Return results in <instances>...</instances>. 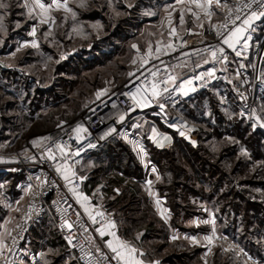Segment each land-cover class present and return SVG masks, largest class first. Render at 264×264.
<instances>
[{
	"label": "rangeland",
	"instance_id": "374dc122",
	"mask_svg": "<svg viewBox=\"0 0 264 264\" xmlns=\"http://www.w3.org/2000/svg\"><path fill=\"white\" fill-rule=\"evenodd\" d=\"M214 2L215 17L207 22L206 0H0V166L36 159L54 137L84 130L93 109L161 65L178 77L182 68L171 62L186 58L184 66L194 67L209 60L188 56L186 44L216 42L211 28L220 3ZM255 24L240 56L218 45L228 65L220 66L224 75L209 90L183 94L175 106L170 98L158 100L153 116L131 115L121 126L123 137L92 148L73 168L83 189L92 182L106 194L117 185L114 165L134 176L140 208L118 213L121 228L153 264H264V161L251 153L248 135L231 128L243 121L264 139V18ZM252 42L258 43L255 69ZM229 84L245 92L246 110ZM128 186L120 184L124 194ZM115 199L118 212L130 201ZM156 200L163 207L158 223L155 214L140 222ZM7 215L0 206V219ZM45 221L55 228L52 215ZM148 223L154 224L150 233L143 231ZM10 225L4 224L2 239ZM58 245L59 253L47 249L32 260L24 252L21 264H77Z\"/></svg>",
	"mask_w": 264,
	"mask_h": 264
},
{
	"label": "built area",
	"instance_id": "2783aa9c",
	"mask_svg": "<svg viewBox=\"0 0 264 264\" xmlns=\"http://www.w3.org/2000/svg\"><path fill=\"white\" fill-rule=\"evenodd\" d=\"M254 12L258 15L256 20L264 18L259 16L264 12V0H220V19L211 28L216 42L208 44L203 41L194 45L189 40L186 44L191 51L188 56L208 57L206 64L184 66L188 62L186 58L171 62V65L182 68L178 77L170 72L167 64L161 65L119 95L93 109L89 116L90 122L84 130H73L54 137L36 159L28 158L18 166H0V175H22L27 188L26 203L18 212L7 237L5 264L22 263L24 244L31 229L48 214L52 215L57 234L77 264H122L115 253L95 246L97 229L105 224L106 219L100 216L90 220L80 209L75 194L82 191L83 181L73 168L92 148L123 137L121 133L124 127L121 126L131 115L134 118L148 114L153 116L151 110L158 100L170 98L169 103L175 106L180 103L183 94L187 98L209 90L224 75L220 66L228 65L227 58L219 54L220 44L253 17ZM252 43L251 58L255 69L259 61V54L255 52L258 43ZM240 72L248 75L245 70ZM229 86L234 101L240 109L246 110L248 98L245 92L241 88ZM259 88L264 91L262 87ZM156 113L162 116L163 110L159 108Z\"/></svg>",
	"mask_w": 264,
	"mask_h": 264
},
{
	"label": "crops",
	"instance_id": "0c3cea01",
	"mask_svg": "<svg viewBox=\"0 0 264 264\" xmlns=\"http://www.w3.org/2000/svg\"><path fill=\"white\" fill-rule=\"evenodd\" d=\"M176 1L182 2L183 0ZM191 1L201 3V0ZM206 1L207 4L204 7V12L208 17L207 22H209L213 17H215V9L217 8H213V6L210 4L211 1H213V3L215 4V0ZM217 12H220V8L219 10H217ZM257 21L258 20L255 19L252 22L250 20H248L247 23L244 22L229 36V38L227 39L228 43L224 42L223 46H227L229 48L231 47L235 51V54L236 52H241L240 54H242V52H244V45L246 43L244 35L246 33H249V30L257 27V24H255L257 23ZM240 54L238 56H240ZM239 59L241 60L242 57ZM207 62L208 60L204 61L202 64H206ZM151 129L157 130L155 126H152ZM141 168L144 172V168ZM113 175L122 177V173L118 171H114ZM116 190L118 189L116 187H113L111 193L106 194L104 192H100L98 185H88L86 189H83L81 192L75 194V199L80 209L87 218H89L90 220H94L97 217L103 216L106 219L105 224L97 229L95 246H97V248L99 249H104L109 252L115 253L122 264H153L152 262H148L147 260H145V253L137 244H135V242H139L137 238L133 239L131 236H129V238L124 236V231L121 228V220L118 214L122 211V209H120L118 212L117 209L111 206V203H113L114 199L117 197L115 193H117L118 191L116 192ZM106 197H108L107 200ZM26 199L27 188L25 186V180L22 175H17L15 173L0 175V206L7 212H9V215H7V219L6 217L0 219V233H3L4 231V224H15L16 219L14 217V213L18 212L20 208L25 205ZM150 207L152 208L155 216L157 218L160 217L163 207L158 206V200H156L155 204H151ZM12 225H10V227ZM50 227L52 226H49L44 219L41 223L31 229V232L29 233L24 244L25 254H30L29 260H32L33 257L40 258L47 249H52L56 253H59V243L61 244L60 246L62 248L66 247L63 240H61L57 232H55L56 228L52 229ZM6 241L7 240L0 237V264L6 263ZM40 243L43 244L42 247H44V250L39 249L38 251L34 252V246L37 245L38 247H40ZM113 249H115V251H113Z\"/></svg>",
	"mask_w": 264,
	"mask_h": 264
},
{
	"label": "trees",
	"instance_id": "16d2710c",
	"mask_svg": "<svg viewBox=\"0 0 264 264\" xmlns=\"http://www.w3.org/2000/svg\"><path fill=\"white\" fill-rule=\"evenodd\" d=\"M211 106H212V109L214 110L213 103L211 104ZM242 125H244V122L243 121H239L237 123L235 121L233 123V126H231V128L239 136H240V133L241 134L243 133L245 136L248 135L244 139H246V142H248L249 145H252L253 146V148L249 146L250 149H251V153H254L255 156L261 157L260 159H262L264 161V139H263V136L259 132L252 133L250 131V129H249L248 126H245L244 125V127H243ZM231 135H232V133H231ZM244 135L242 137H244ZM163 153L164 152H159L157 150L154 151V154L155 155H160V154H163ZM130 163H131L130 160H128L127 163H126V169L127 170H129L128 168H130L129 167L130 166ZM120 166L119 165H114V167H115L114 169L116 171H118V172H121L122 173V177H118L117 175H114V177L112 178V180L114 181V183H115V181L117 182V185L116 184H112V188L113 187H116L117 189L120 190L119 195L115 199V202L118 204L121 201H123L125 198H128V199L130 198L129 199L130 201L128 202V205L123 206V207H120V209H122L124 211V210L129 209V207H133V206H130V205H135V208H137L136 211H138V209L140 208V206H139L140 205V202L138 200H136V198H137L136 195H137V192H139V191H138L137 185L136 184H133L134 182L131 181L134 176L131 175V173H128L125 170L124 166H122V164ZM120 168H124V170L122 171ZM212 171H214V169H212ZM177 180H178V182H175V183L179 184L180 183V179H177ZM126 181L129 184V186H128V189L129 190H128V192H126V194H124V191L120 188V184H124V183H126ZM91 183L92 182L85 183V189L87 188L88 185L91 186ZM82 190H83V188H82ZM147 214L154 215V212H153V210H152V208L150 206H148L146 209H144V213L142 214V217H141L140 222L147 223V221H148L147 220ZM156 220H157V217H156ZM157 223H158V220H157ZM160 224H162V226H163V223H160ZM153 225L154 224H152V223H148L147 226L143 229V231L144 232H148V233L152 232L153 231V228H154ZM140 228L141 227H139V230H140ZM124 236H126L127 238H129L128 229L125 230ZM161 242H162L163 245H166V239L165 238H163L161 240ZM135 243L137 244V242H135ZM160 248H161V246L160 247H152V249L154 250V252H158L160 250ZM145 260H147L148 262H151V260L148 259L146 256H145Z\"/></svg>",
	"mask_w": 264,
	"mask_h": 264
},
{
	"label": "snow or ice",
	"instance_id": "6c2138e0",
	"mask_svg": "<svg viewBox=\"0 0 264 264\" xmlns=\"http://www.w3.org/2000/svg\"><path fill=\"white\" fill-rule=\"evenodd\" d=\"M38 2H39V0H38ZM216 2H217V4H219V3H220V0H216ZM3 6H4V5H0V7H3ZM39 7L44 8L45 6H44L43 3H40V4H39ZM252 16L258 18L257 13H255V12L252 13ZM259 16H264V12L260 13ZM247 22H248V21L246 20L245 23H247ZM224 42H225V43H228L227 40H225ZM230 46H231V45H230ZM214 55H215V53H214ZM237 55H239V53H237ZM189 83H191V81H189ZM165 90H167V89H165ZM161 107H163V105H161ZM69 227H71V226H69ZM113 251H115V249H113Z\"/></svg>",
	"mask_w": 264,
	"mask_h": 264
},
{
	"label": "bare ground",
	"instance_id": "6f19581e",
	"mask_svg": "<svg viewBox=\"0 0 264 264\" xmlns=\"http://www.w3.org/2000/svg\"><path fill=\"white\" fill-rule=\"evenodd\" d=\"M157 139V138H156Z\"/></svg>",
	"mask_w": 264,
	"mask_h": 264
}]
</instances>
